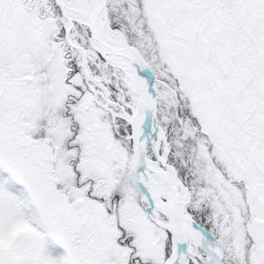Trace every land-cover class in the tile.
<instances>
[{
	"label": "snow or ice",
	"instance_id": "6c2138e0",
	"mask_svg": "<svg viewBox=\"0 0 264 264\" xmlns=\"http://www.w3.org/2000/svg\"><path fill=\"white\" fill-rule=\"evenodd\" d=\"M0 264H264V0H0Z\"/></svg>",
	"mask_w": 264,
	"mask_h": 264
}]
</instances>
